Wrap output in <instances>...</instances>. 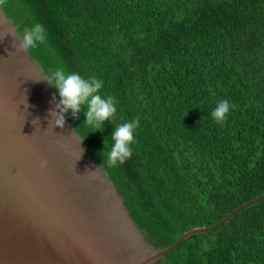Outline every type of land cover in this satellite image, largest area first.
I'll use <instances>...</instances> for the list:
<instances>
[{
  "label": "trees",
  "instance_id": "1",
  "mask_svg": "<svg viewBox=\"0 0 264 264\" xmlns=\"http://www.w3.org/2000/svg\"><path fill=\"white\" fill-rule=\"evenodd\" d=\"M1 8L19 35L46 28L47 42L28 51L44 74L95 77L101 96L114 98L102 132L84 123L86 107L68 114L154 247L264 198V0H7ZM222 100L235 107L217 123L211 113ZM136 118L132 157L103 165L105 141L111 147L113 130ZM158 264H264V199Z\"/></svg>",
  "mask_w": 264,
  "mask_h": 264
},
{
  "label": "water",
  "instance_id": "2",
  "mask_svg": "<svg viewBox=\"0 0 264 264\" xmlns=\"http://www.w3.org/2000/svg\"><path fill=\"white\" fill-rule=\"evenodd\" d=\"M18 29L0 7V37L19 36ZM14 43L11 34L0 40V264H158L190 237L264 199L166 249L154 247L69 114L63 128L49 125L60 98L44 69Z\"/></svg>",
  "mask_w": 264,
  "mask_h": 264
},
{
  "label": "clouds",
  "instance_id": "3",
  "mask_svg": "<svg viewBox=\"0 0 264 264\" xmlns=\"http://www.w3.org/2000/svg\"><path fill=\"white\" fill-rule=\"evenodd\" d=\"M6 3L7 0H0V7H3ZM8 34H11L16 41L14 43L15 52H28L30 49H35L39 45L45 44L48 35L46 28L40 23L25 27L19 36L14 32H9L0 37V40H3ZM48 72L50 73L49 78L43 80L53 85L60 96L58 102L54 101V108L49 110V116L51 117L49 125L51 124L53 129L57 126L63 128L66 123V113L71 111L72 116L78 118L82 108L86 107L84 113L86 121L84 123L93 128V132H102L105 129V121L114 117L117 112L114 98L112 96L103 98L100 94V90L103 88V81L95 77L84 78L79 73L67 72L63 68H56L55 70L50 68ZM21 104H24L26 109L29 107L27 97L26 102ZM234 107V105H230L229 101L222 100L218 102L211 116L217 123H223L228 118L230 108ZM32 123L33 125L39 124V118L34 119ZM139 127V118H136L133 121L122 123L113 130L111 147L105 141L107 156H103V165L118 167L125 164L132 157V145L137 143L136 129ZM41 166L47 167V161H42Z\"/></svg>",
  "mask_w": 264,
  "mask_h": 264
}]
</instances>
